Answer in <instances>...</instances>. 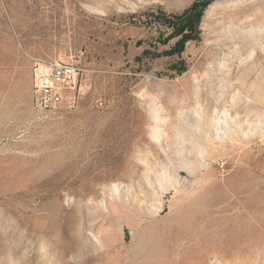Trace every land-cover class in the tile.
Wrapping results in <instances>:
<instances>
[{"label": "rangeland", "instance_id": "rangeland-1", "mask_svg": "<svg viewBox=\"0 0 264 264\" xmlns=\"http://www.w3.org/2000/svg\"><path fill=\"white\" fill-rule=\"evenodd\" d=\"M192 1L0 0V264H264V0L163 55ZM71 57L73 105L33 108Z\"/></svg>", "mask_w": 264, "mask_h": 264}, {"label": "built area", "instance_id": "built-area-1", "mask_svg": "<svg viewBox=\"0 0 264 264\" xmlns=\"http://www.w3.org/2000/svg\"><path fill=\"white\" fill-rule=\"evenodd\" d=\"M32 105L38 111H52L63 103L73 105L81 87L82 68L77 60L38 58L31 65Z\"/></svg>", "mask_w": 264, "mask_h": 264}, {"label": "trees", "instance_id": "trees-1", "mask_svg": "<svg viewBox=\"0 0 264 264\" xmlns=\"http://www.w3.org/2000/svg\"><path fill=\"white\" fill-rule=\"evenodd\" d=\"M214 0H193L192 3L180 13L166 14L158 11L153 16V21L162 24L167 28L168 34L160 40L165 44L171 39H175L173 44L163 51V55H180L187 42L199 38V24L205 8ZM176 71L181 74L186 70L183 61L178 62Z\"/></svg>", "mask_w": 264, "mask_h": 264}]
</instances>
